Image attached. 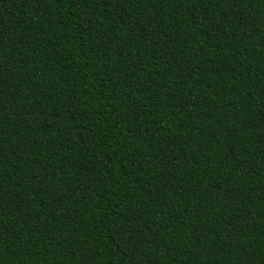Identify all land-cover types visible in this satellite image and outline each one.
Here are the masks:
<instances>
[{"label":"trees","instance_id":"16d2710c","mask_svg":"<svg viewBox=\"0 0 264 264\" xmlns=\"http://www.w3.org/2000/svg\"><path fill=\"white\" fill-rule=\"evenodd\" d=\"M0 264H264V0H0Z\"/></svg>","mask_w":264,"mask_h":264}]
</instances>
